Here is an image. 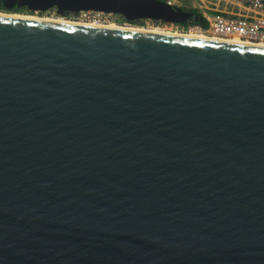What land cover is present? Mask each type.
<instances>
[{
    "label": "water",
    "instance_id": "95a60500",
    "mask_svg": "<svg viewBox=\"0 0 264 264\" xmlns=\"http://www.w3.org/2000/svg\"><path fill=\"white\" fill-rule=\"evenodd\" d=\"M0 264H264V48L0 14Z\"/></svg>",
    "mask_w": 264,
    "mask_h": 264
},
{
    "label": "built area",
    "instance_id": "2783aa9c",
    "mask_svg": "<svg viewBox=\"0 0 264 264\" xmlns=\"http://www.w3.org/2000/svg\"><path fill=\"white\" fill-rule=\"evenodd\" d=\"M163 1L171 7L178 8H182V5L188 2L187 4H190V9L195 10L207 23V27L202 28L199 25L184 26L181 24L158 22L160 25H164L162 29L178 33L175 35L188 36V34L198 33L207 39L264 45V0ZM50 12L52 14L47 16L76 24H99L102 27L115 24L119 28H127L125 26L128 23H121L120 18L116 15L101 12L81 11L72 16L59 15L55 9H50Z\"/></svg>",
    "mask_w": 264,
    "mask_h": 264
},
{
    "label": "bare ground",
    "instance_id": "6f19581e",
    "mask_svg": "<svg viewBox=\"0 0 264 264\" xmlns=\"http://www.w3.org/2000/svg\"><path fill=\"white\" fill-rule=\"evenodd\" d=\"M19 18H23V17H19ZM26 19L37 20V19H33V18H26ZM42 21L56 22V23H63V22H65V23H73V22H66V21H64L62 19H59V18L57 20L56 19H50V20L49 19H42ZM81 24H85V23H81ZM87 25H90V26H102V25H99V24H88V23H87ZM107 28L123 29V30H132V31H141V32H150V33H159V34H167V35H175V34H178V33L170 32L168 30L160 29V28H153V29H150V28L147 29L146 28V29H143V27H135V26L134 27H127V28H119V26H117L115 24H110V25H108ZM178 36H180V35H178ZM187 37L199 38V39H206V40L221 41V40H217V39H207V38L199 35L198 33L188 34ZM221 42H226V41H221ZM227 42H229V41H227ZM231 43H235V44H248V43H241V42H237V41H233ZM256 47H263L264 48V45H256Z\"/></svg>",
    "mask_w": 264,
    "mask_h": 264
},
{
    "label": "flooded vegetation",
    "instance_id": "af4514ba",
    "mask_svg": "<svg viewBox=\"0 0 264 264\" xmlns=\"http://www.w3.org/2000/svg\"><path fill=\"white\" fill-rule=\"evenodd\" d=\"M5 5L10 6L11 8H7ZM0 6L4 8V10H0V13H14V14H22V15H31V17L34 16H42V15H51L52 12L50 10L46 12H39V11H29L26 7H18L17 4H12L11 0H0ZM140 21H137L136 23H139Z\"/></svg>",
    "mask_w": 264,
    "mask_h": 264
},
{
    "label": "rangeland",
    "instance_id": "374dc122",
    "mask_svg": "<svg viewBox=\"0 0 264 264\" xmlns=\"http://www.w3.org/2000/svg\"><path fill=\"white\" fill-rule=\"evenodd\" d=\"M182 8H190V4L185 3V4L182 5ZM0 14H4V15H8V16H13V15L15 16L16 15L17 17L33 18V19H37V20H40L41 18L42 19H49V20L50 19H56L57 20L56 17H49V16H45V15L31 17V15H22V14L17 15V14H14V13H3L2 12ZM134 26L135 27H143V29H146V28L147 29L148 28H150V29H153V28L162 29V26H164V25H160L158 22H153V21L151 22V21L146 20L144 23H142V25L140 23H129L128 22L125 27H134ZM168 28H169V26H168ZM165 30H167V29H165Z\"/></svg>",
    "mask_w": 264,
    "mask_h": 264
},
{
    "label": "trees",
    "instance_id": "16d2710c",
    "mask_svg": "<svg viewBox=\"0 0 264 264\" xmlns=\"http://www.w3.org/2000/svg\"><path fill=\"white\" fill-rule=\"evenodd\" d=\"M0 10H4V8H3L2 6H0ZM183 10L195 14L196 17H197V19L192 18V19H190V20H188V21H185V22L182 23L181 25H184V26H189V25H199V26H201L202 28H206V27H207V23H206V21H205L204 19H202V18L196 13L195 10L190 9V8H183ZM72 15H73V13H70V12H65V13H64V16H72ZM120 20H121V22H127V21H125L124 19H121V18H120ZM144 22H145V20H142V21L139 22V23L142 25V23H144ZM129 23H130V22H129ZM131 23H136V22H131Z\"/></svg>",
    "mask_w": 264,
    "mask_h": 264
},
{
    "label": "crops",
    "instance_id": "0c3cea01",
    "mask_svg": "<svg viewBox=\"0 0 264 264\" xmlns=\"http://www.w3.org/2000/svg\"><path fill=\"white\" fill-rule=\"evenodd\" d=\"M183 3H185V1H183ZM188 3V2H187Z\"/></svg>",
    "mask_w": 264,
    "mask_h": 264
}]
</instances>
